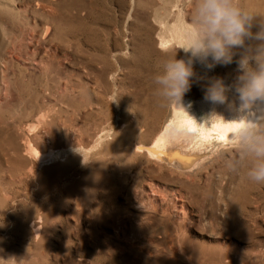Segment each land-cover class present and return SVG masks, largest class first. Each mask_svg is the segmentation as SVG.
<instances>
[{"label": "rangeland", "instance_id": "obj_1", "mask_svg": "<svg viewBox=\"0 0 264 264\" xmlns=\"http://www.w3.org/2000/svg\"><path fill=\"white\" fill-rule=\"evenodd\" d=\"M241 4L264 17V0ZM0 12V264H264V184L226 168L232 144L194 162L138 149L185 112L240 115L234 91L205 98L210 78L234 85L239 49L228 65L193 63L183 107L157 94L179 45L169 25L191 26L195 0H0Z\"/></svg>", "mask_w": 264, "mask_h": 264}, {"label": "clouds", "instance_id": "obj_2", "mask_svg": "<svg viewBox=\"0 0 264 264\" xmlns=\"http://www.w3.org/2000/svg\"><path fill=\"white\" fill-rule=\"evenodd\" d=\"M183 35L181 44L164 50L170 58L154 78L158 96L182 106V97L197 76L193 63L207 70L228 65L239 49L234 85L210 78L205 98L214 104H229L228 93L235 92L239 127L231 131L229 143L237 155L225 160V166L234 173L246 168L251 182L264 184V106L260 103L264 102V17L245 8L241 0H195L191 26L183 29ZM178 49L186 59L176 58Z\"/></svg>", "mask_w": 264, "mask_h": 264}, {"label": "bare ground", "instance_id": "obj_3", "mask_svg": "<svg viewBox=\"0 0 264 264\" xmlns=\"http://www.w3.org/2000/svg\"><path fill=\"white\" fill-rule=\"evenodd\" d=\"M91 1V0H90ZM50 8H52L53 10V6H51ZM55 9V8H54ZM36 10V9H35ZM166 10V9H165ZM38 11V10H37ZM34 11V12H37ZM56 11V10H55ZM39 12V11H38ZM49 12V11H48ZM54 12V11H53ZM167 12V11H166ZM2 13V12H0ZM17 13V12H16ZM19 13V12H18ZM42 13V12H41ZM56 13V12H55ZM40 14V13H39ZM50 14V13H49ZM1 15V14H0ZM5 15V13H4ZM17 15V14H16ZM42 15V14H40ZM52 15V14H51ZM55 15V14H54ZM166 15V14H164ZM37 16V13H36ZM35 16V17H36ZM4 17V16H3ZM7 17V16H6ZM38 17V16H37ZM48 17V16H47ZM11 18V17H10ZM28 18V17H27ZM45 18V17H44ZM168 18V17H167ZM6 19V18H5ZM36 19V18H35ZM34 19V20H35ZM164 19V18H163ZM185 19V18H184ZM11 20V19H10ZM20 20V19H17ZM27 20V19H26ZM25 20V21H26ZM51 20V19H50ZM180 20V19H179ZM178 20V21H179ZM14 21V20H13ZM22 21V20H21ZM22 21V22H25ZM31 21V20H30ZM29 21V22H30ZM165 21V20H164ZM177 21V20H176ZM177 21V22H178ZM183 21V20H182ZM186 21V20H185ZM19 22V21H16ZM46 22V21H45ZM162 22V21H161ZM170 22V21H169ZM174 22V21H173ZM15 23V22H14ZM36 23V22H34ZM168 23V22H167ZM166 23V24H167ZM27 24V23H26ZM50 24V23H49ZM52 24V23H51ZM15 25V24H14ZM20 25L21 22H20ZM24 25V24H23ZM29 25V24H28ZM37 25V24H36ZM39 25V24H38ZM8 26V24H7ZM27 25H24L23 27H25ZM51 26V25H50ZM18 27V26H17ZM21 27V26H20ZM52 27V26H51ZM185 27H190L187 25H185L182 22H178L172 25H169V29L170 31L174 34V36L177 38L178 43L181 44L185 37L183 35V29ZM45 26L43 27L42 30H44ZM18 29V28H16ZM40 29V28H39ZM50 29V28H49ZM52 29V28H51ZM167 30V28H165ZM15 30V29H14ZM4 31V30H3ZM5 31H9V30H5ZM11 31V30H10ZM52 31V30H51ZM44 32V31H43ZM42 32V33H43ZM53 32V31H52ZM33 33V32H32ZM31 33V34H32ZM41 33V32H40ZM41 33V34H42ZM45 33V32H44ZM4 34V33H3ZM6 34V33H5ZM4 34V35H5ZM12 34L14 35V32H12ZM46 34V33H45ZM52 34V33H51ZM50 34V35H51ZM3 35V36H4ZM8 35V33H7ZM5 35V36H7ZM12 36V35H11ZM33 36V35H32ZM41 36V35H40ZM31 37V36H30ZM35 38V36H33ZM45 37V36H44ZM50 37V36H49ZM48 37V39H49ZM2 38V37H1ZM5 38V37H4ZM3 38V41H4ZM9 37H6V40ZM40 38V37H39ZM47 38V37H46ZM11 39H13V37H11ZM16 40V38H15ZM43 40V39H42ZM32 41V39H31ZM3 43V42H2ZM8 43V42H6ZM5 43V44H6ZM11 43V42H10ZM177 43V42H176ZM29 44V43H28ZM8 45V44H6ZM12 45V44H11ZM27 45V44H26ZM39 45V44H38ZM16 46V45H15ZM29 46V45H28ZM4 47V46H3ZM11 48V47H9ZM39 48V47H38ZM8 49V48H7ZM18 49V48H17ZM21 50V48H20ZM23 50V49H22ZM31 50V48H30ZM29 50V51H30ZM34 50V49H33ZM5 51V50H4ZM14 51V50H13ZM22 52V51H21ZM34 52H36L34 50ZM19 53V52H18ZM26 53H27V49H26ZM29 54V53H27ZM34 54V53H33ZM19 55V54H18ZM18 55H16L18 57ZM12 55L10 54V57ZM34 56V55H33ZM3 58V57H1ZM7 58V57H6ZM4 59V58H3ZM11 59V58H10ZM11 60H14L11 59ZM11 60H8L11 61ZM43 61V60H42ZM1 62V60H0ZM3 62V60H2ZM13 62V61H12ZM11 62V63H12ZM7 63V61H6ZM2 64V63H1ZM4 65V64H2ZM8 65V63H7ZM10 69V68H9ZM6 70V68H5ZM8 71V68H7ZM7 73V72H6ZM9 75V73H8ZM10 78V77H9ZM6 80V79H4ZM8 80V78H7ZM6 80V81H7ZM262 106H264V102H260ZM236 118L233 119H223V118H219V119H214L211 120L208 124H205L202 121L197 120L193 115L186 113L185 115L181 116V117H175L174 120H170L163 129H161L159 131V133L156 135V137L153 139V141H151V143L146 146V147H142V146H138V149H145V151L148 152V155L156 157V158H163V157H172L175 159H179V160H188L190 162H194L195 161V156H194V151H202L203 153L205 152V150L211 145L213 144V142H217V143H221V144H226L229 143V141L232 139V134L231 132L228 131L229 128L234 127L238 124V122L235 120ZM224 136L225 139L221 140L220 137ZM125 138V137H124ZM29 143V142H27ZM31 145V144H30ZM25 146L27 149V152H29V154H33V156H37V158L39 160H41L44 156H42L41 154H39L40 152H38L36 150V148L34 149L31 146ZM175 145V149H170L171 146ZM231 145V144H230ZM137 148V147H136ZM213 148V147H212ZM25 149V150H26ZM135 149V146H134ZM208 152V149L206 150ZM210 151V150H209ZM53 152V151H52ZM190 154H187V153ZM30 154V155H31ZM50 154V153H49ZM47 157V156H46ZM50 157V156H49ZM52 157V156H51ZM20 158H18L19 160ZM49 159V158H48ZM38 160V161H39ZM42 161V160H41ZM40 162V161H39ZM38 163V162H37ZM39 164V163H38ZM41 218V217H40ZM36 220V219H33ZM41 220H39L40 222ZM38 225V224H37ZM33 227V226H32ZM31 228V227H30ZM35 228V227H34ZM40 230V229H39ZM32 231V229H31ZM37 232V231H36ZM37 234H39V231L37 232ZM41 235V234H40ZM38 236V235H37ZM39 237V236H38ZM37 238V237H36Z\"/></svg>", "mask_w": 264, "mask_h": 264}, {"label": "snow or ice", "instance_id": "obj_4", "mask_svg": "<svg viewBox=\"0 0 264 264\" xmlns=\"http://www.w3.org/2000/svg\"><path fill=\"white\" fill-rule=\"evenodd\" d=\"M237 127H239L238 124H237L236 126H234V127L229 128L228 131L231 132L232 130H234V129L237 128ZM220 139H221V140H224L225 137H224V136H221Z\"/></svg>", "mask_w": 264, "mask_h": 264}]
</instances>
